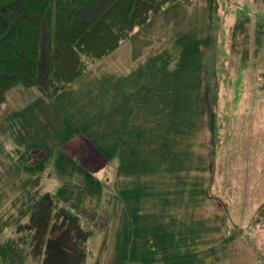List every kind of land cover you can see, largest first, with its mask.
Instances as JSON below:
<instances>
[{
  "label": "rangeland",
  "instance_id": "374dc122",
  "mask_svg": "<svg viewBox=\"0 0 264 264\" xmlns=\"http://www.w3.org/2000/svg\"><path fill=\"white\" fill-rule=\"evenodd\" d=\"M180 4L187 9L172 15L167 11L172 4L136 29L127 50L129 59L137 60L134 66H140L142 59L166 43L160 56L165 72L159 80L153 79L154 89L163 96L157 99L155 92L138 103L145 102L158 112H154L155 123L168 118V146L155 147L139 161H129L123 158L126 145L122 141L114 145L110 139L111 144L102 148L106 152L98 147L95 119H91L88 126L76 121L65 124L62 133L56 121L50 141L26 139L7 148L0 127L1 156L7 149L26 151L23 158L16 157L14 169L0 174V193L6 192L2 202L37 176L64 202L68 196L60 191L67 188L74 199L69 207L85 219L91 216L98 230L91 243V264H252L248 245L237 237H226L236 225L245 226L246 237L264 251V226H250L264 198V57L252 55L242 66L236 54L229 58L227 41L229 28L239 17L250 16L254 26L264 17V10L255 0H221L219 27L212 30L205 14L201 15V2ZM150 24L164 38L159 47L146 42ZM183 33L188 34L183 38ZM123 48L101 62L123 56ZM105 64L92 65L66 90L81 93L90 88L98 94L100 84L112 79L110 66ZM143 68V78L149 82L148 65ZM142 87L143 83L136 85L135 90ZM34 92L36 88L22 85L13 88L0 107V116L6 107L32 101ZM87 100L90 105L80 109L97 111L100 98ZM154 129L158 130V124ZM85 175H91L92 181ZM83 196L87 197L84 204L79 200ZM215 200L221 202L223 211L212 210Z\"/></svg>",
  "mask_w": 264,
  "mask_h": 264
},
{
  "label": "trees",
  "instance_id": "16d2710c",
  "mask_svg": "<svg viewBox=\"0 0 264 264\" xmlns=\"http://www.w3.org/2000/svg\"><path fill=\"white\" fill-rule=\"evenodd\" d=\"M189 1L0 0V107L19 85L36 88L34 98L53 99L166 7ZM255 3L264 10V0ZM207 7L214 30L221 0H207ZM250 22L248 15L239 17L227 36L229 58L236 54L242 66L252 55L264 57V17ZM261 75L264 83V66ZM250 226H264V198ZM244 227L232 229L244 233ZM97 234L37 176L0 213V264H30L31 258L36 264H91Z\"/></svg>",
  "mask_w": 264,
  "mask_h": 264
},
{
  "label": "crops",
  "instance_id": "0c3cea01",
  "mask_svg": "<svg viewBox=\"0 0 264 264\" xmlns=\"http://www.w3.org/2000/svg\"><path fill=\"white\" fill-rule=\"evenodd\" d=\"M192 2L189 4L192 5ZM198 2H201L203 4L201 15L205 14L204 17L207 19L206 23L209 29L210 22L207 0H198ZM180 3L181 2L174 3L168 8L167 11H170V13L174 15V12L177 13L182 8L187 9L184 5ZM179 13L180 12H178L177 14ZM159 24L160 23H158L156 26L158 30H160ZM148 29L149 30L147 31L149 32H146L147 34L145 37L146 42L150 44V46L156 45L159 47V45L162 44V40L164 38L159 36L158 34H155L152 31L154 29L151 28V24ZM187 34L188 33H183L182 37L184 38ZM130 37L125 39L120 45L121 47H124L122 50L123 56H120L118 57V59L115 60L112 59V61L108 60V62H101L106 61V59H109V57H111L113 54L116 55V52L120 47L119 46L115 50L116 52L113 51L104 59H101L97 62V64L99 63L104 66L106 65L105 63H107L108 66H110L107 69L108 73L112 74V79H109L107 81L108 84H100V86L98 87V90H100V92L98 94L95 95V92H93L90 88L82 90L84 92L81 93L64 90L60 92L57 96H55L54 99L49 101L45 100L42 96H38L34 98L31 103L25 107L19 109H16L15 106H11L8 109L6 107V109L2 112L0 116V120L2 121L0 123V127L2 130V134H5V139L2 140V144L4 146L7 145L8 148L9 146L13 147L14 144H19V142L24 141L26 139H29L33 142L39 139L43 141H50L53 136V132H55L56 130L52 127V124L56 121L59 124V133H62L63 130H66V126H64L65 124L70 126L71 122L76 121L82 126H88L90 124V120L95 119L93 127L97 136V141H95V143L97 142L96 144L98 145V147L102 149L109 146L111 144L110 139L113 140L114 145L120 144L122 141L126 145V150L124 151L123 158H126L129 161H139L142 157L144 158L146 154L152 151L155 147H163L165 146V144L168 146V118H165V120L162 119V123H155L154 112L156 110H153L150 107L151 105L146 106L145 102H141L140 106L138 103L139 99L152 98V95L155 92L157 94L154 96L157 99H161L163 96L162 91H156V89H154L153 79H158V76H161L162 78L163 72H165V62L160 59V56L162 51L165 50L166 43L163 41V45L160 49H158L155 53H152L142 59L141 63L139 64L143 65L137 66L136 64V66H134L137 60H135L134 58V60L131 61L127 53V50L130 48L129 45H133L131 42H128L131 39ZM183 38L179 39V41L184 40ZM147 40H154V42L157 41V43H154L153 41L150 43ZM131 56H133V54ZM109 61L111 62V64H109ZM145 65H148V76L152 77L149 82L143 78L145 73V69L143 67ZM108 76L110 75L108 74ZM141 83H143L142 89L140 91L135 90L136 85H140ZM88 98L93 99V101L100 98V100H98L100 102H98L100 108L98 107L97 111L91 112L88 109H80V107H86L87 105H90L89 101L87 100ZM86 100L88 102H85ZM195 108L193 109L194 112ZM198 113L201 114L200 103H198ZM155 124H158V130L154 129ZM160 131L162 133H160ZM141 147L143 148L142 151ZM102 150L106 152L104 149ZM133 150H135L137 154H132ZM7 151L8 153L6 155H0L1 175L6 174L7 172L14 169L13 164L18 162L17 159H20V156H22L23 158V156L26 155V151L24 149L21 150L15 148V150H11V152L9 149H7ZM11 178L13 180L15 177L13 178L12 176ZM85 179L91 180L92 177L91 175H85ZM60 192L62 196H68L67 203L69 205L73 203L74 199H72V197L68 195L69 192H67V188L64 187ZM19 193H16V195L13 196L11 199H4L3 202L2 200L3 198H5L4 196L6 192L0 193V213ZM91 193L92 189H90L88 196H91ZM86 198L87 197L83 196V199L79 200L81 201V203L84 204ZM214 203L215 204L212 205V210L215 209L216 211H218V209H222L221 207H219V201L215 200ZM221 211H223V209ZM87 218L86 219L92 223V217L90 216ZM162 228L163 230H166V224H162ZM226 237H229L231 239L232 237H237L238 239H241L239 240L240 242H243V244L245 243V245H248V248L250 250L249 252L251 254L250 257L252 258L253 262L252 264H264L263 250H261V248L255 243L252 238L246 237L244 233H239L236 230H232L230 234ZM239 241L238 243H240ZM34 263L35 261L33 259V264Z\"/></svg>",
  "mask_w": 264,
  "mask_h": 264
}]
</instances>
